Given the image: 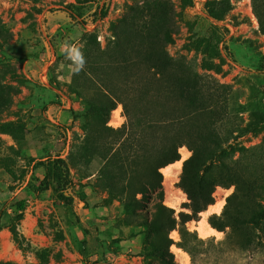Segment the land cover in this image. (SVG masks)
<instances>
[{
    "label": "rangeland",
    "instance_id": "obj_1",
    "mask_svg": "<svg viewBox=\"0 0 264 264\" xmlns=\"http://www.w3.org/2000/svg\"><path fill=\"white\" fill-rule=\"evenodd\" d=\"M144 33L165 41L147 45ZM65 43L83 52L78 74ZM160 49L201 75L179 153L193 148L207 162L219 213L211 204L193 212L183 166L163 172L183 125L158 126L144 105L159 85L137 80L144 52ZM118 107L124 119L112 125ZM258 144L234 170L261 177L264 203V0H0V264H264L240 253L244 231L232 232L252 199L224 214L236 186L210 156L232 145L226 155L237 158ZM205 220L220 237L199 235Z\"/></svg>",
    "mask_w": 264,
    "mask_h": 264
},
{
    "label": "trees",
    "instance_id": "obj_2",
    "mask_svg": "<svg viewBox=\"0 0 264 264\" xmlns=\"http://www.w3.org/2000/svg\"><path fill=\"white\" fill-rule=\"evenodd\" d=\"M156 26V24H153L150 28L151 31ZM116 36L118 40L126 39V36ZM140 37L147 45L148 41L151 40H156V43L160 45H163L165 41L162 35L154 37L144 33L140 34ZM143 56H145L142 57L141 62L143 70L138 75L137 80L143 84L146 82L144 76L147 75L150 80H155L159 85V95L155 94L152 96L151 101H147V105H144L145 110L157 118L156 124L161 128L174 129L178 125H183L182 130L175 133L174 139L169 144V155L163 163V165H166L178 160L180 158L179 147L189 142L190 134L187 133L191 130H188L189 122L191 116L193 117L197 113L202 101V97L200 96L201 83L199 81L201 75L198 72H187L181 67V65L186 67L187 63H184L185 60L174 58L166 49H160L156 52L146 50ZM145 85L152 87L151 84ZM149 90L151 93L154 92L152 89ZM131 112L130 107H128V124L133 126L135 120ZM262 148V144L244 147L242 149L244 154L239 155L237 158L226 155L229 154L228 149L230 151L232 145L210 150V156L220 159L218 163L228 170L227 176L224 177L225 180L236 186L235 191L228 197L224 214L228 217L231 212L232 217L234 203L238 197L244 195L252 199V207L247 211L245 217L240 219V222H236L235 226L234 224L232 225V232H237V229L244 231L242 233L245 234L244 239L238 249L244 256L249 255V257H264V203L258 200V197L261 195L257 191L261 177L253 172H250L249 175L241 173L242 177H240L235 173L234 167L242 165L243 159H247L250 153H254ZM192 150L193 154L184 161L180 184L187 192L191 200V208L195 213L206 209L209 204L214 203V191L217 183L215 177L208 174L209 167L207 166V162L202 159V155L198 154L199 151L193 148ZM18 208L22 209L23 207L21 205ZM182 215L183 217H189V214L186 213H182ZM20 218L21 214H18L17 220ZM186 221L188 220L183 218L182 222ZM18 223L16 221L11 226V231L17 241L20 240L21 236L17 228ZM255 232L257 233L255 237L257 236L258 241H253ZM247 252H251L252 254H247Z\"/></svg>",
    "mask_w": 264,
    "mask_h": 264
},
{
    "label": "bare ground",
    "instance_id": "obj_3",
    "mask_svg": "<svg viewBox=\"0 0 264 264\" xmlns=\"http://www.w3.org/2000/svg\"><path fill=\"white\" fill-rule=\"evenodd\" d=\"M123 119L124 116L122 115V108L118 107L115 110V113L112 115L111 124L120 125ZM180 152H181V157L178 160L174 161L172 164L167 165L163 168V172L169 178H172L174 176L173 170L176 168L177 169L182 168L183 161L189 157L190 151L187 148L181 147ZM211 206L213 208L214 213H219L222 210L223 202H216L215 204H211ZM195 230L198 231L201 237H208V236L220 237L222 234L221 231L217 230L212 224H210L209 221L206 220L204 222L198 223V225L195 227ZM175 249H177V251L181 253V256L184 257L186 261H189V255L185 250H183L181 247L178 246H176Z\"/></svg>",
    "mask_w": 264,
    "mask_h": 264
},
{
    "label": "clouds",
    "instance_id": "obj_4",
    "mask_svg": "<svg viewBox=\"0 0 264 264\" xmlns=\"http://www.w3.org/2000/svg\"><path fill=\"white\" fill-rule=\"evenodd\" d=\"M97 39L102 43V37L98 36ZM62 51H64L67 58L72 61L70 67L74 73L78 74L81 70H83L86 60L80 47L65 43L62 46Z\"/></svg>",
    "mask_w": 264,
    "mask_h": 264
}]
</instances>
